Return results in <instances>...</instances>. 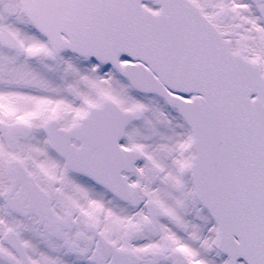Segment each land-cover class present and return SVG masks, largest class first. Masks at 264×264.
Masks as SVG:
<instances>
[{
    "label": "snow or ice",
    "instance_id": "6c2138e0",
    "mask_svg": "<svg viewBox=\"0 0 264 264\" xmlns=\"http://www.w3.org/2000/svg\"><path fill=\"white\" fill-rule=\"evenodd\" d=\"M0 264H264V0H0Z\"/></svg>",
    "mask_w": 264,
    "mask_h": 264
}]
</instances>
